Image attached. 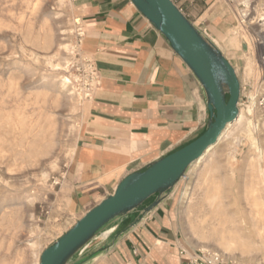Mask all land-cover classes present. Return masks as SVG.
<instances>
[{
  "label": "rangeland",
  "instance_id": "374dc122",
  "mask_svg": "<svg viewBox=\"0 0 264 264\" xmlns=\"http://www.w3.org/2000/svg\"><path fill=\"white\" fill-rule=\"evenodd\" d=\"M221 2L229 12L228 30L221 32L227 43L216 44L241 82L243 119L213 158L192 165L180 182L178 213L194 250L217 252L234 264H264L263 254L227 238L235 229L250 233L240 221L258 195L254 190L263 189L264 0ZM76 20L74 0H0V264H40L42 253L74 224L61 184L95 90L93 59ZM79 28L85 32L82 22ZM63 76L72 77L80 94L76 107L62 89ZM187 191L193 194L190 208Z\"/></svg>",
  "mask_w": 264,
  "mask_h": 264
},
{
  "label": "crops",
  "instance_id": "0c3cea01",
  "mask_svg": "<svg viewBox=\"0 0 264 264\" xmlns=\"http://www.w3.org/2000/svg\"><path fill=\"white\" fill-rule=\"evenodd\" d=\"M174 2L215 44L226 45L225 3ZM74 5L85 29L84 51L99 80L61 184L75 224L126 177L199 138L210 113L196 76L130 0H74ZM177 190L145 217L139 210L113 225L91 249L126 234L88 264H190L195 250L184 239Z\"/></svg>",
  "mask_w": 264,
  "mask_h": 264
},
{
  "label": "water",
  "instance_id": "95a60500",
  "mask_svg": "<svg viewBox=\"0 0 264 264\" xmlns=\"http://www.w3.org/2000/svg\"><path fill=\"white\" fill-rule=\"evenodd\" d=\"M130 1L166 38L200 82L210 113L206 131L183 148L153 162L144 172L126 177L114 194L87 212L42 253L40 264H88L110 251L126 233L108 238L94 249H87L133 212L140 210L141 217H145L153 211L177 188L192 165L218 143L227 126L240 114L241 82L236 69L174 0ZM152 198L154 201L145 206Z\"/></svg>",
  "mask_w": 264,
  "mask_h": 264
},
{
  "label": "bare ground",
  "instance_id": "6f19581e",
  "mask_svg": "<svg viewBox=\"0 0 264 264\" xmlns=\"http://www.w3.org/2000/svg\"><path fill=\"white\" fill-rule=\"evenodd\" d=\"M62 1V0H60ZM244 3L248 6L249 5V1L250 0H243ZM244 17V15H243ZM263 20V19H262ZM75 24H77V33H78V36H85V32L83 33L82 29L79 28V26L81 25V20H76ZM73 33V32H72ZM74 49V48H73ZM69 51L70 53L73 52L72 48L70 46H65V49L64 51ZM263 50H264V45H263ZM65 51V52H66ZM72 51V52H71ZM74 54V53H73ZM263 55V54H262ZM71 56V55H70ZM264 59V58H263ZM70 64V63H69ZM66 66V65H65ZM70 67V66H69ZM57 69V68H56ZM62 70V69H61ZM64 72V70L62 71ZM260 73V72H259ZM61 87V86H60ZM62 89L65 93L67 94H70V99L72 100V103L73 105L76 107V102L78 101V95L80 94H76L74 93L75 91V87L73 85V82H72V77L69 76V77H66V76H63V79H62ZM85 94L87 96H90L88 94V91L85 92ZM243 119V113L240 111V114L237 118V120L234 122V123H231L227 126V128L225 129V131L223 132L222 136L220 137L218 143L214 146H212L210 149H208V151L205 153V155L203 157H201L196 163L193 164V166H198L199 164L203 163V162H209L207 161L211 156L212 154L215 152L216 148L222 143L224 142L225 140H227L233 130L235 129V127L240 123V121ZM246 120V119H245ZM73 127V126H72ZM255 136V135H253ZM250 139V138H249ZM251 140V139H250ZM230 149V148H229ZM251 150V149H250ZM254 150V149H253ZM261 150V149H260ZM74 151V150H73ZM213 158V156L211 157ZM256 158V157H255ZM234 159V158H233ZM214 160V159H213ZM212 160V161H213ZM214 162V161H213ZM253 162V161H252ZM251 162V163H252ZM253 164V163H252ZM259 168V167H258ZM257 168V169H258ZM254 169V168H253ZM264 171V170H262ZM44 174V173H43ZM259 174V173H258ZM262 174V173H261ZM260 174V175H261ZM264 174V173H263ZM254 176V174H253ZM258 176V175H257ZM264 176V175H263ZM256 178V177H255ZM261 179V178H260ZM262 181V180H261ZM252 182V181H251ZM258 182V181H257ZM253 185V184H252ZM259 185H262L263 186V189L262 188H257L256 190H254V192H257L258 195L257 196H253L252 200H251V203H250V210L248 213H246V215L244 217L241 218V223L245 226L247 229H249L250 233L248 235H241L238 230L236 231H233V232H229L230 236L227 237L228 240H229V244L230 243H234V242H239L242 244V248L245 250V251H249L250 250V253L251 250L252 251H256V252H259L261 254H263V257H264V195L261 194V191L264 192V181H262ZM261 187V186H260ZM254 189V188H253ZM250 190V188H249ZM192 191V190H191ZM249 193V192H248ZM247 194V193H246ZM255 194V193H254ZM253 194V195H254ZM193 195V194H192ZM191 195L190 191H187L186 193V198H185V202H186V205L189 207L192 205L193 203V196ZM248 195V194H247ZM246 196V195H245ZM244 196V197H245ZM219 197V196H218ZM214 198V197H213ZM220 199V198H219ZM246 199V198H245ZM237 200V199H236ZM212 201H214L212 199ZM238 201V200H237ZM250 201V199H249ZM211 202V201H210ZM248 202V201H247ZM209 203V202H208ZM212 203H215V202H212ZM216 203H218L216 201ZM222 203V202H221ZM220 203V204H221ZM214 205V204H213ZM211 204V206H213ZM217 206V205H216ZM222 207V206H221ZM238 207V206H237ZM190 208V207H189ZM188 209V208H187ZM219 210V209H218ZM221 210V209H220ZM224 210V209H223ZM216 211H217V207H216ZM221 212V211H220ZM216 213V212H215ZM224 213V212H223ZM231 213V212H230ZM233 213V212H232ZM221 214V213H220ZM225 215V214H224ZM235 215V214H234ZM217 217H220V216H217ZM222 217V216H221ZM205 218V217H204ZM216 219V218H215ZM214 219V220H215ZM234 219V218H233ZM203 220V219H202ZM230 220V219H229ZM228 220V221H229ZM235 220V219H234ZM227 221V222H228ZM223 222V221H222ZM235 222V221H234ZM204 223V222H203ZM224 223V222H223ZM232 223V222H231ZM222 224V223H220ZM236 224V223H235ZM211 225V224H210ZM224 225V224H223ZM221 226V225H219ZM219 228V227H218ZM206 229V228H205ZM208 229V228H207ZM217 228H215V231H216ZM227 229V228H226ZM220 230V229H219ZM231 230V229H230ZM218 231V230H217ZM209 233V232H208ZM220 233V232H219ZM196 234V233H195ZM211 234V233H210ZM223 237V236H222ZM219 239V238H218ZM225 243V242H224ZM227 244V243H225ZM232 245V244H231ZM224 246V245H222ZM237 246V245H236ZM235 247V246H234ZM32 248L34 249L35 246L33 245ZM228 248V247H226ZM229 249V248H228ZM233 249V248H232ZM230 250V249H229ZM235 251V250H234ZM227 252V250H226ZM249 253V252H248ZM255 253V252H254ZM222 254V253H221ZM242 256V255H241Z\"/></svg>",
  "mask_w": 264,
  "mask_h": 264
},
{
  "label": "built area",
  "instance_id": "2783aa9c",
  "mask_svg": "<svg viewBox=\"0 0 264 264\" xmlns=\"http://www.w3.org/2000/svg\"><path fill=\"white\" fill-rule=\"evenodd\" d=\"M89 69L92 73V80L95 82V88L98 85V74L94 67L89 66ZM182 253H187L186 251H182ZM190 264H234L230 262L228 259L223 257L217 252L209 251V250H195L192 254Z\"/></svg>",
  "mask_w": 264,
  "mask_h": 264
}]
</instances>
